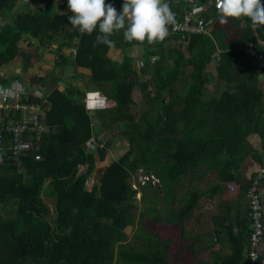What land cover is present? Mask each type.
<instances>
[{
  "label": "trees",
  "instance_id": "1",
  "mask_svg": "<svg viewBox=\"0 0 264 264\" xmlns=\"http://www.w3.org/2000/svg\"><path fill=\"white\" fill-rule=\"evenodd\" d=\"M193 1L210 4L201 13L214 21L209 33L182 38L169 32L148 42L127 41L121 29L109 45L96 41L98 29L81 33L71 25L67 0H0V68L19 60L29 72L55 51L46 79L0 74V89L16 82L43 91L21 98L39 109L40 128L22 136L29 147L10 159L14 136L1 133L0 264H206L209 258L248 264V191L257 175L246 186L251 227L225 232L232 244L228 257L223 229L216 230L220 249L201 250L186 222L203 214L206 196L214 199L237 181L249 157L263 160L264 145L261 152L251 139L264 142V79L249 50L264 55V25L252 28L247 18L220 22L215 0ZM110 2L121 10L123 0ZM187 6L186 0L172 2L178 13ZM60 68L77 70L65 88L56 75ZM48 81L52 86L44 87ZM94 97L104 108H90ZM0 115L5 126L24 119L20 109ZM116 138L126 140L128 151L90 183ZM201 167L215 174L213 187L207 195L190 189L176 201L180 179ZM143 176L157 181L136 183ZM141 192L142 203L152 202L145 211L137 204ZM49 194L52 204L44 199ZM162 204L171 206L174 223L161 219Z\"/></svg>",
  "mask_w": 264,
  "mask_h": 264
},
{
  "label": "clouds",
  "instance_id": "2",
  "mask_svg": "<svg viewBox=\"0 0 264 264\" xmlns=\"http://www.w3.org/2000/svg\"><path fill=\"white\" fill-rule=\"evenodd\" d=\"M68 20L81 33L98 29L97 42L111 45L110 35L123 29L127 41L164 40L174 21L168 0H123L121 11L110 0H67ZM219 21L247 18L252 28L264 25V0H215Z\"/></svg>",
  "mask_w": 264,
  "mask_h": 264
},
{
  "label": "crops",
  "instance_id": "3",
  "mask_svg": "<svg viewBox=\"0 0 264 264\" xmlns=\"http://www.w3.org/2000/svg\"><path fill=\"white\" fill-rule=\"evenodd\" d=\"M112 52L116 53L117 56L120 54L122 55L120 51ZM251 140L256 147L261 149L262 152L264 142L262 143L258 136H253ZM259 168L260 163L254 160L253 157H249L239 171L237 181L225 185L223 192L216 195L214 199H211L210 197L207 198L208 196H206V201L201 203L203 206V214L201 216H194L193 219L186 222L188 229L191 230L192 234L198 239L196 243L198 249L208 250L210 247H213L216 250L220 249L218 241L215 242L218 239L216 230L220 231L223 229V254L228 257L232 244L229 242L228 236H225V232L226 235L230 236V233H242L244 229L251 227L249 225V202L246 195V186L251 182V179L258 174ZM186 177H182L180 183L175 187V196L177 195L178 189L184 185L185 178L189 185L188 190L199 189L200 191H196L205 195H207L206 192L213 187L212 184H214L216 180L215 174L211 172L202 175V178L209 179V182H205V180L200 178L198 180L194 179L192 182L188 181V177H193L192 173ZM260 193L264 202V187L260 188ZM176 201H178L177 197ZM160 213L161 219H163L164 222H175L176 218L172 214L174 211H172L169 204H162L160 207ZM168 216H171V218L168 219ZM262 255L261 264H264V243L262 245ZM206 264L214 263L213 260L209 258L207 259Z\"/></svg>",
  "mask_w": 264,
  "mask_h": 264
},
{
  "label": "built area",
  "instance_id": "4",
  "mask_svg": "<svg viewBox=\"0 0 264 264\" xmlns=\"http://www.w3.org/2000/svg\"><path fill=\"white\" fill-rule=\"evenodd\" d=\"M176 0H168L170 8L174 13V21L169 24V32L176 33L181 35L182 38H186L188 35L192 34H206L209 33L211 27L213 25V19H206L201 15L204 10H208L210 4H206L203 6L197 5L193 0H186L188 3L187 8L182 12L178 13L173 10L172 2ZM178 1V0H177ZM216 6V5H215ZM121 11V10H120ZM249 53L255 57L260 71L262 73L264 79V55L258 54L253 49L249 50ZM153 58L152 61H154ZM30 84L18 85L13 83L10 87L5 89H0V114L2 111L5 112H13V110H22L24 114V119L22 123L11 124L5 126L2 124V118L0 115V138L1 133L4 129L11 132L14 136L13 143L11 145V149L6 152L7 156L11 159L14 156H19V154L27 149L29 145L25 138H23V134L29 130H36L40 128V120L37 116L39 109L37 107H29L28 105L21 104V98L23 93L35 92L37 95H43V91L41 89H31ZM30 115V116H29ZM39 124V125H38ZM4 154V155H6ZM4 155L0 153V161H2ZM264 175V164L260 169V175L258 179H255L251 188L248 191V198L250 200L251 206V218H252V233H251V250H250V259L248 264H258L259 260V247L263 241L264 237V207L262 204V199L259 192L258 182L262 179ZM152 180L157 181V178L154 176H143L141 177V183L144 184L147 181Z\"/></svg>",
  "mask_w": 264,
  "mask_h": 264
},
{
  "label": "rangeland",
  "instance_id": "5",
  "mask_svg": "<svg viewBox=\"0 0 264 264\" xmlns=\"http://www.w3.org/2000/svg\"><path fill=\"white\" fill-rule=\"evenodd\" d=\"M22 8H25V6ZM49 53L50 54H47L41 61L36 62L35 67L32 68L31 70H29V72L24 71L22 66L19 65L21 62L18 60V61H16L17 63H14L13 65H11L9 67L0 68V74H2V72H5L9 75H25V76H27V74H31V75H43L44 77H45V75H47L48 77H50V74L52 73V69L54 66L55 51L52 50ZM135 54H136V56L138 55L137 57H140V55L142 54V50L141 49L137 50ZM111 56H113L116 59L122 57L121 54L117 56L116 53H114V52L111 53ZM76 73H77V70H74L71 68H65V69L60 68V69H58L56 75L61 76L60 82H59L60 87L61 88L67 87L68 84L70 83L69 78L73 77ZM77 83L79 86H82L81 83H79V82H77ZM51 86H52V82L48 81V83L44 87L49 88ZM135 97L137 100H139V101L141 100V94H140L139 90H137L135 92ZM93 100L95 102H92V105L90 106V108H100V109L104 108L105 105L100 103L102 100L101 98L94 97ZM114 142H115V147H114V149H111V151L108 153L107 158L104 161V163L100 162V161L97 162L96 169L91 176L92 182H90V183L99 182L101 175H102V172L105 170L107 165H109L112 161L117 160L118 158H120L123 154H125L128 151L129 145L126 142V140L116 138ZM191 173H192L193 177L192 178L188 177V181L192 182L194 179L198 180L200 178L202 180H205V182H209V179L202 178L203 174L209 173V171H207L206 169H203V167H201L199 169H195V170L191 171ZM211 173H213V172H211ZM186 178L184 179V185L178 189V192H177V199L178 200L183 198L186 191L189 189V185L186 182ZM135 181L138 184H142L141 178L138 180V177H137V179ZM138 187H139V189H141L140 185ZM143 188H145V187H143ZM195 190L200 191L199 189H195ZM141 191H142V189H141ZM139 192H140V190H139ZM148 192H150L151 196H152V189H148ZM51 195L52 194H49V195L44 197L45 201H47V203H49V204H52V202H53ZM141 197H142V192L137 197V199H138L137 204L139 205L141 211H145V208H147L149 206V204H151L152 202H147V204L142 203ZM165 201H169V199H166ZM135 230H136V227L131 226V227L127 228V232L129 234L130 238H132L134 236Z\"/></svg>",
  "mask_w": 264,
  "mask_h": 264
},
{
  "label": "bare ground",
  "instance_id": "6",
  "mask_svg": "<svg viewBox=\"0 0 264 264\" xmlns=\"http://www.w3.org/2000/svg\"><path fill=\"white\" fill-rule=\"evenodd\" d=\"M263 164H264V157H263V160H262V162L260 164V168H259V171H258V174H257V178L256 179H258V177L260 175V169H261V167H262ZM263 179H264V175L262 176V179H260V180H263ZM259 192H260V187H259ZM260 196H261V193H260ZM261 199H262V197H261ZM262 204H263V207H264L263 199H262ZM263 222H264V216H263ZM263 243H264V237H263V241H262V243L260 244V247H259V260H258V264H259V262L261 264V258L260 257H261V254H262V245H263Z\"/></svg>",
  "mask_w": 264,
  "mask_h": 264
},
{
  "label": "water",
  "instance_id": "7",
  "mask_svg": "<svg viewBox=\"0 0 264 264\" xmlns=\"http://www.w3.org/2000/svg\"><path fill=\"white\" fill-rule=\"evenodd\" d=\"M47 77V75H45V77L43 76V75H40L39 76V78L41 79V80H43L44 78H46Z\"/></svg>",
  "mask_w": 264,
  "mask_h": 264
}]
</instances>
